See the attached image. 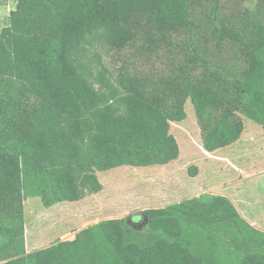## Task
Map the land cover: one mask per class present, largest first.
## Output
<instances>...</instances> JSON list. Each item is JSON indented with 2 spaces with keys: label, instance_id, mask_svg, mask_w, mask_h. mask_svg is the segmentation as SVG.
Here are the masks:
<instances>
[{
  "label": "trees",
  "instance_id": "16d2710c",
  "mask_svg": "<svg viewBox=\"0 0 264 264\" xmlns=\"http://www.w3.org/2000/svg\"><path fill=\"white\" fill-rule=\"evenodd\" d=\"M222 1L18 0L0 30V261L11 258L1 264H212L194 223L232 228L240 263L264 264V233L222 196L145 210L153 236L114 219L25 251L28 194L76 199L80 184L98 185L94 169L176 159L169 121L185 118L187 99L210 151L236 139L237 111L264 116V0ZM96 33L155 67L122 66L111 97L83 62Z\"/></svg>",
  "mask_w": 264,
  "mask_h": 264
},
{
  "label": "rangeland",
  "instance_id": "374dc122",
  "mask_svg": "<svg viewBox=\"0 0 264 264\" xmlns=\"http://www.w3.org/2000/svg\"><path fill=\"white\" fill-rule=\"evenodd\" d=\"M237 1L242 2H222L232 7ZM244 2L249 8L256 5V0ZM17 3L18 0H0V30L11 24V13ZM224 12L229 13L227 9ZM90 39L83 62L90 68L94 86L111 97L117 91L122 66L135 64L139 71L140 68L150 71L155 63L145 56L136 59L130 47L118 48L98 33L91 34ZM257 58L264 64V53L257 52ZM185 114L181 121H169V132L179 145L176 159L165 164L94 169L98 185L80 184L82 194L76 199L43 203L28 194L23 202L25 251L30 253L53 246L57 240L72 241L80 232L114 219L130 224L139 234L153 236L145 210L191 199L205 204L212 196L227 198L245 223L264 233V116L256 119L237 111L242 127L236 139L210 151L204 146L202 128L191 99L185 103ZM191 229L195 248L208 251L212 264H241L244 252L232 228L194 223ZM10 259L5 258L0 264Z\"/></svg>",
  "mask_w": 264,
  "mask_h": 264
}]
</instances>
